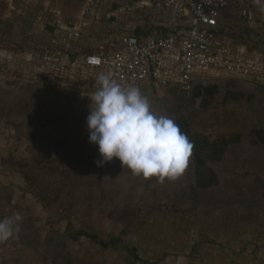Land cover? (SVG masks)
Returning <instances> with one entry per match:
<instances>
[{"label":"rangeland","instance_id":"rangeland-1","mask_svg":"<svg viewBox=\"0 0 264 264\" xmlns=\"http://www.w3.org/2000/svg\"><path fill=\"white\" fill-rule=\"evenodd\" d=\"M142 1L0 0L5 32L0 44L11 49L4 37L12 31L20 44L17 62L13 57L0 61V183L10 188L9 193L0 191V217H22L19 230L0 243V264H54L61 245L57 238L70 225L103 238L125 234L141 258L156 264H264V191L246 174L259 172L264 179V87L245 84L258 88L253 100L223 103L222 84L214 103L198 111L197 130L213 137L226 132L243 135L226 162L216 166L221 180L217 187L197 189L191 157L178 179L162 183L156 177L133 175L117 158L102 167L96 164L101 157L98 145L89 142L87 116L89 97L98 85L96 74L81 66L82 59L87 50L98 51L123 32L155 26ZM251 6L252 20L243 12ZM65 7L68 16L63 15ZM260 8L255 0H232L223 18L229 37L247 35L254 46L250 36H264ZM25 15L41 23L31 26L24 22ZM37 23L58 28L52 36L68 40L52 46L45 34L33 35ZM73 26L80 29L79 36ZM14 30L33 33L16 35ZM67 67L69 80L62 75ZM214 78L241 80L205 76ZM141 91L153 111L174 120L166 109L173 101L169 89L149 83ZM64 95L71 100L69 111ZM39 107L42 115L35 120L31 112ZM199 241L201 257L186 255ZM63 243L62 250L74 264H128L129 255L122 248H104L69 235ZM57 262L63 263L62 255Z\"/></svg>","mask_w":264,"mask_h":264},{"label":"built area","instance_id":"built-area-1","mask_svg":"<svg viewBox=\"0 0 264 264\" xmlns=\"http://www.w3.org/2000/svg\"><path fill=\"white\" fill-rule=\"evenodd\" d=\"M155 6L177 14L188 12L189 25L168 34L140 37L125 33L117 48L87 54L82 66L109 75L122 86L141 88L148 82L174 85L190 92L206 75L264 83V58L247 59L222 30L230 0H153ZM264 41L257 37L256 41Z\"/></svg>","mask_w":264,"mask_h":264},{"label":"clouds","instance_id":"clouds-1","mask_svg":"<svg viewBox=\"0 0 264 264\" xmlns=\"http://www.w3.org/2000/svg\"><path fill=\"white\" fill-rule=\"evenodd\" d=\"M264 12V0H255ZM89 97V142L98 145V167L117 158L124 169L145 179L175 181L186 170L192 144L175 121L153 111L149 97L138 86H122L100 73ZM17 213L0 219V243L19 230Z\"/></svg>","mask_w":264,"mask_h":264},{"label":"trees","instance_id":"trees-1","mask_svg":"<svg viewBox=\"0 0 264 264\" xmlns=\"http://www.w3.org/2000/svg\"><path fill=\"white\" fill-rule=\"evenodd\" d=\"M23 19L24 22L31 26L37 21V17L35 16H29L28 18L25 15ZM44 27L46 31L53 32L56 30V28L51 25H45ZM222 84L225 87L222 91L223 93H221L220 89V85ZM245 84H254L255 86L264 87V83L256 82L254 80L241 79L238 81H230L225 79L222 80L220 78H214L212 80H196L194 82L193 89L188 93L179 90V88L175 86L167 88L173 96V101L166 106V109L169 113L172 114L175 123L180 128V131L187 136L189 142L192 144L190 157L192 159L194 167L197 189H209L220 185L221 180L215 168L219 164H223L226 162V156L230 153L231 148L237 146L243 138V135L238 132H226L220 134L218 137H213L206 132L197 130L194 123L196 117L198 116V111L199 109L210 107L216 100V97L220 95V93L223 95V103L228 101L241 102L242 100H253L256 96V93L258 92V88L252 87L248 89L247 87H245ZM63 99V105H65L66 111H69V108H71V100L67 95H64ZM197 101H199L198 108L196 110H193ZM66 103L68 104V106H66ZM40 109L41 107L33 108L31 112L35 116V120L37 119V117L42 115V113L39 114ZM242 161L245 163H251V161L246 158H243ZM246 174L247 176H251L252 178H254L256 184L260 188H263L264 191V179L259 172H246ZM24 175L25 179L29 181L30 174L28 170ZM0 191H8L9 193L10 188L0 183ZM48 221H50V219H48ZM68 235L77 238L86 237L91 242L104 248L111 247L115 250H120L122 248L129 255L128 259H126L128 264H137V262H142L143 264H156L148 259L141 258V256L137 252V247L127 242L125 234L113 235L109 238H103L91 229L76 228L73 225H70L67 228L66 232L62 233L60 237L57 238L61 243V248L59 246L56 250V253H54V256L52 258L54 264H58L57 259H59L61 255L63 256L62 264H74L73 258L62 250L63 246L65 245V243H63V240ZM36 242H40V239L38 237L36 239ZM202 243L203 242L201 241L197 242L193 246L191 253L186 255H189V257L192 258H196L198 256L201 257L199 252L202 249ZM212 243L214 244L216 243V241ZM44 257V259H47L46 256Z\"/></svg>","mask_w":264,"mask_h":264},{"label":"crops","instance_id":"crops-1","mask_svg":"<svg viewBox=\"0 0 264 264\" xmlns=\"http://www.w3.org/2000/svg\"><path fill=\"white\" fill-rule=\"evenodd\" d=\"M143 1H142L143 4H141V7H146V8H148L149 11L152 12V14L154 16V19L156 21L155 22L156 23L155 26H149V27L137 26L134 29L133 32H123V33H121L117 38L113 39V41L111 40L112 43L109 41V42H106V44L100 45L98 51L88 52V50L86 49L87 51L85 53V56L87 54L99 53V52L104 51V50H110V49L117 48V46L119 45V39H120L121 35H123L125 33L135 34V35L140 36V37H146V36H149V35H158L159 36V35H163V34H168L173 28L189 25V23L191 21V16H190V14L188 12H183L181 14H177V13H174L172 11H165V10H162V9L157 8L155 6L153 0H143ZM231 2H232V0H230V3ZM230 3H229V6H230ZM229 6H228V8H229ZM252 7L253 6H251L248 10L245 9L246 11L245 10L243 11L245 17H249L251 20H252V15L251 14H253V8ZM228 8L223 12V16H222V19H221L222 20V30H223L224 33H226V36L232 41V43L235 46H237L238 54L240 56L244 57V58H247V59H255V58L263 59L264 58V41H260V40L259 41H256V39H257L258 36L261 37V38H264L263 35L256 34V36H252V35L250 36L251 38L253 37L252 40L255 43L254 46H252L250 40H247L248 39L247 38V35H244L243 34L244 36H241L240 38H237V39L236 38L229 37V35L227 33V26L225 25V22L223 23L224 14L228 10ZM66 9H67V7H65V8L62 9L63 12H64L63 15L68 16ZM57 16H58V14H57ZM3 18H4V16H2V17L0 16V35H2L3 33H5L4 30H3V28H2V24L4 22ZM37 21L39 23H41L40 22V19H38ZM36 26L38 28H37L36 32H35V30H33L34 31V34L33 35L34 36L36 35L37 37H41V35H44L45 34L48 39L49 38L51 39L50 44L52 46H54V47H55L56 44L61 45V41H63V43H64V42H66L68 40V37L67 36H66L65 39L63 38V40H61V41L58 39V37L56 38L54 35L52 36V34H55V32H56V30L58 28H56V30L53 31V32H47L44 29V25H39L37 23ZM62 28L63 29H66V28H68V25H64V27H62ZM68 30H70V27L68 28ZM73 30H74L73 32L75 33V35L76 36L77 35L79 36L80 29L75 26L73 28ZM77 30H79V31H77ZM22 31L24 32V30H14V32L16 33V35H20V34L24 35V33L26 35H29V34H32L33 33L31 31H28V30H26V32H24V33ZM29 32H31V33H29ZM246 32L248 33L247 30H246ZM48 35H49V37H48ZM4 38H8L7 41L9 43H11V49H9V50L8 49H5V47H3L4 45L2 43L0 44V61H2L3 58H4L3 61H5V57H8L10 59L13 57V59H15L16 62H17L18 57H19L18 49H19V45H20L19 42H18V40H17L18 36L16 38L15 37V34L12 31V32H9L8 33V36L7 37H4ZM54 38H55V40H54ZM260 43H263L261 48L259 46ZM68 47H69V45H68ZM63 48H65V47H63ZM90 49H92V48H90ZM65 51H66V49H65ZM54 52H52L51 55H50L52 57V60H55V59H53V57L55 55ZM67 53H68L69 56L71 55V52L69 53L68 50H67ZM69 61H71V56L69 57ZM82 67H83V69H86V67H84V66H82ZM43 71L44 70H40V72H42L41 74L44 75L45 72H43ZM62 75H64L66 77V80H69L70 79V77L72 75H71V71H70L69 67L64 68V73ZM64 76H62V80L65 82V77ZM149 83H150V85L157 86L159 88H161V87L162 88H168V87L174 86V85H172V86L171 85L161 86V85L156 84L155 82H148L146 84H149ZM181 255L185 256V254H181Z\"/></svg>","mask_w":264,"mask_h":264}]
</instances>
